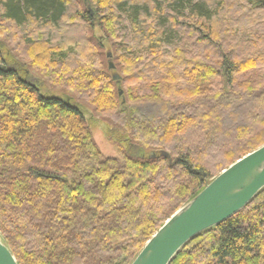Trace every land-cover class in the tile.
Returning a JSON list of instances; mask_svg holds the SVG:
<instances>
[{"label": "trees", "instance_id": "trees-1", "mask_svg": "<svg viewBox=\"0 0 264 264\" xmlns=\"http://www.w3.org/2000/svg\"><path fill=\"white\" fill-rule=\"evenodd\" d=\"M92 2L0 0V236L19 264H131L264 145V0ZM170 264H264V189Z\"/></svg>", "mask_w": 264, "mask_h": 264}, {"label": "water", "instance_id": "water-1", "mask_svg": "<svg viewBox=\"0 0 264 264\" xmlns=\"http://www.w3.org/2000/svg\"><path fill=\"white\" fill-rule=\"evenodd\" d=\"M108 55L111 57L110 52ZM110 67L115 68L112 61ZM263 189L264 145L223 170L173 214L131 264H170L187 242L236 215ZM0 264H19L1 236Z\"/></svg>", "mask_w": 264, "mask_h": 264}, {"label": "rangeland", "instance_id": "rangeland-1", "mask_svg": "<svg viewBox=\"0 0 264 264\" xmlns=\"http://www.w3.org/2000/svg\"><path fill=\"white\" fill-rule=\"evenodd\" d=\"M73 6L74 8L76 7H81L84 9H88L90 8L92 11L93 9H95V5L93 4L92 0H72ZM94 34L96 36H104V33L99 29L96 28V30L94 31ZM110 42V41H109ZM107 41H105V51H109V49H111V42L109 43ZM46 88H44L45 90ZM45 92H48V89L45 90ZM51 94L55 95V96H59L62 97L66 100L68 99L67 94L63 93L62 91H52ZM80 107H84L82 103H77ZM84 110L86 111V113L88 115L91 114V111L86 110L84 108ZM99 121V120H97ZM106 129H107V124L103 123V122H97L94 126H93V136L97 142V144L99 145L101 151L104 153V155L108 156V157H118L120 156L119 152L117 151V148L115 146V144L108 139L107 134H106ZM226 139H230L229 137H225ZM136 157L138 158H142L141 155L135 154Z\"/></svg>", "mask_w": 264, "mask_h": 264}]
</instances>
